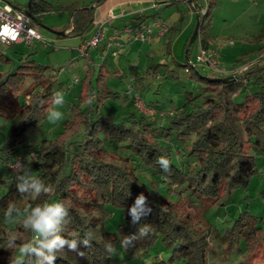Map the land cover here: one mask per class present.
Returning <instances> with one entry per match:
<instances>
[{"label":"trees","instance_id":"obj_1","mask_svg":"<svg viewBox=\"0 0 264 264\" xmlns=\"http://www.w3.org/2000/svg\"><path fill=\"white\" fill-rule=\"evenodd\" d=\"M103 1L94 0L81 7L55 8L46 0H30L21 10L37 26L35 21L39 23V15L65 9L71 20V27L65 34L82 38L93 23L94 10ZM156 1L164 6L183 1L188 5L185 0ZM216 1L207 0L206 12L198 14L197 35L203 49L211 47V11ZM188 6L198 11L197 1L191 0ZM156 15L157 12L133 17L130 27L138 30ZM172 30L168 26L164 33L169 39L167 45ZM194 42L197 43V37L192 44ZM252 42L261 44L255 54L263 63L248 68L243 75H230L239 76L237 80L221 82L215 79L223 78L220 75L202 76L195 67L186 72L189 62L186 59L181 66L191 80L202 85L196 97L201 103L189 109L194 99L191 97L188 103L167 111L146 103L156 110L154 118L140 112L132 98L133 110L122 120L103 116L98 112V103L108 97L115 98L116 93L104 83L102 70L95 75V83L88 71L79 89L84 94L69 106L70 118L63 121L62 130L53 139L44 138L34 149L24 153L18 148L30 131L40 127L52 104L53 94L59 92L60 83L55 87L56 75L47 66H35L29 55L20 58L13 71L0 70V119L5 120L9 128L7 139L0 147L2 169L7 170L16 161L27 159L32 174L50 187L49 192L37 198L21 194L17 191L16 175H12L11 181L0 188V264H12L23 244L35 245L38 235L24 227V219L32 207L45 201L61 202L68 209V222L62 225L61 233L65 238L83 240L87 231L95 233L91 247L81 246L83 257L65 249L57 253L55 264H111L112 255L104 248L106 241L119 247L128 258L140 252L147 253L158 242L171 252L169 259L150 264H170L174 257L180 258L183 264H209L208 228L195 219L191 205L202 197L217 205L232 191L245 188L257 171L256 156L264 157V32ZM0 62L11 64L2 54ZM148 68L152 74L157 71L152 64ZM171 72L173 77L177 76L175 70ZM246 81L252 82L256 88L254 92L248 93ZM244 91L242 101L236 102L235 95ZM86 103L88 107L83 109ZM103 131L127 154L105 150L100 137ZM161 155L170 161L171 170L167 173L157 163ZM138 165L151 169L154 178L147 183L140 179ZM159 183L176 194L177 200L159 197ZM140 193L148 197L152 208L141 221V225L150 226L149 234L138 239L134 247L121 248L123 236L136 232L139 227L131 224L128 208ZM10 206L14 211L8 217ZM114 209L122 211V221L115 232H110L106 224ZM257 221L246 209L227 227L223 238L228 245L243 246L245 258L242 261L245 259L248 264H264L262 258H250L256 247L264 243V228L258 226ZM9 239L16 247L8 248ZM37 259L28 255L24 257V264H36Z\"/></svg>","mask_w":264,"mask_h":264},{"label":"rangeland","instance_id":"obj_2","mask_svg":"<svg viewBox=\"0 0 264 264\" xmlns=\"http://www.w3.org/2000/svg\"><path fill=\"white\" fill-rule=\"evenodd\" d=\"M30 0H1V4H11L20 9L26 8ZM54 5L55 8L68 7L70 5L86 6L94 0H46ZM196 1V0H195ZM158 15V14H157ZM159 15L169 21L177 20V30L168 34L171 38V43L167 49L164 48V40L157 41L156 45L152 46V53L148 55H126L118 54L112 56L108 53L106 58L104 54L95 59V63H88L92 58H86L79 55L77 50L80 44V37L71 35H57L56 32L68 31L71 27L70 14L67 10H54L38 16L39 23L37 28L42 36V41H36L30 46L20 43L15 45H5L0 43V54L7 56L11 60V64L0 62V70L3 72L13 71L19 64V59L29 55V59L33 60L35 66H47L50 71L57 77L55 87L58 86V91L64 94V104L61 106L50 105L45 114V118L40 127L30 131L26 140L18 148L19 152L24 153L27 149H34L35 145L42 139H53L63 128V121L69 119V106L74 103L78 97L82 96L84 92L79 91L81 80L85 74L90 71L92 73L91 79L95 83V75L102 70L105 75L104 83L108 86L111 92L116 93V97H108L102 99L98 103V112L103 116L114 119L115 121L122 120L126 117V113L132 109V96L128 93L129 87L133 91L141 94L145 103L151 104L156 109L172 110L188 103V100L194 99L189 104V109L197 107L200 99L196 97L202 91V85L196 83L189 78V74L184 71L181 66L186 63V47L188 39L191 36L195 20L192 21V15L182 5L172 4L167 7H162ZM181 17V19H178ZM261 17V19H260ZM162 18V19H163ZM259 19L261 20L259 22ZM191 26L187 28L182 35V45H174L175 39L180 36V32H184L188 24ZM91 26L88 28L85 35L91 31ZM264 31V0H218L211 11V26L210 33L212 39L217 46H222L220 51V62L224 66H233L245 54L248 59L255 57V52L258 43L246 40L245 37L250 38V35ZM197 43L194 42L189 50V62L195 63V57L199 52ZM139 45V44H138ZM137 45V46H138ZM147 45V44H146ZM145 45V46H146ZM140 46V45H139ZM118 52V51H117ZM244 56V57H247ZM148 59L147 65L143 61ZM140 60V61H139ZM174 60V61H173ZM102 63L104 64L101 67ZM156 67V73L159 77L156 78L152 72L146 70L150 65ZM160 64V65H159ZM135 67V72L132 70ZM190 66V65H189ZM169 71L167 72V70ZM172 70L177 72V76L173 77ZM195 70L200 75L209 78H214L218 75L217 72L201 64H196ZM143 76L144 83L133 84L131 77L133 74ZM77 79V81H75ZM248 93L256 90L252 82H246ZM246 91L235 95L234 100L241 102ZM89 103V102H88ZM57 107L59 111L64 113V118L57 124H51L47 120V115L50 109ZM88 104L82 106L86 109ZM9 134L8 123L0 119V147L4 144ZM103 140V148L108 152L119 153L126 155L127 151L122 147L110 141L107 137L106 131L100 135ZM17 163L9 166V169H2L0 163V188L6 186L12 179V175L17 176ZM26 166H30L27 159L24 161ZM136 165V162H132ZM256 173L249 179L245 188H238L232 191L228 197L220 204L214 205L209 198L202 197L199 201H195L191 205L195 219L208 228L209 264H248L245 259L243 246L231 245L223 239L225 231L233 221L244 210L255 216L258 221L257 225L264 228V157L256 156L255 159ZM137 173L144 182H148L154 178L151 169L145 166L138 165ZM158 196L166 198L170 201H176L177 195L172 191H167L166 187L159 183L157 186ZM122 221V211L114 209L109 217L106 228L110 232L116 231V226ZM117 254L112 255L111 264H150L158 260H167L171 252L161 247L160 242L150 249L147 253H137L133 257H127L119 247ZM249 258V257H248ZM264 259V243L257 246L253 252L252 257ZM170 264H183L180 258L174 257Z\"/></svg>","mask_w":264,"mask_h":264},{"label":"clouds","instance_id":"obj_3","mask_svg":"<svg viewBox=\"0 0 264 264\" xmlns=\"http://www.w3.org/2000/svg\"><path fill=\"white\" fill-rule=\"evenodd\" d=\"M16 8V7H15ZM54 106L64 104V94L61 92L54 93L52 98ZM64 118V113L59 111L57 107L49 110L47 120L51 124H57ZM160 169L167 173L170 169V161L167 157L161 155L157 159ZM16 187L21 194H31L34 198L39 197L42 193L50 191L40 178L32 174V169L23 161L17 163ZM14 209L10 206L6 215L12 216ZM152 212L149 206L148 197L144 193L136 196L133 204L128 208V216L132 225H139L136 232L124 235L120 241L121 248H130L135 246V242L149 234L150 226L147 224L141 225L143 218L147 217ZM69 215L68 209L61 202L45 201L35 207H32L24 219V227L30 229L38 235L37 241L34 244L26 243L19 247V253L15 256L12 264H24V257L28 255L36 256V264H55L57 253L67 249L70 252L76 253L83 257L84 253L80 250L81 246L91 247V241L95 239V233L89 230L85 233L83 240L67 239L61 233L63 232L62 225L66 224ZM16 247L15 242L11 239L8 241V248ZM104 248L110 255L117 254V248L111 241L104 243Z\"/></svg>","mask_w":264,"mask_h":264},{"label":"built area","instance_id":"obj_4","mask_svg":"<svg viewBox=\"0 0 264 264\" xmlns=\"http://www.w3.org/2000/svg\"><path fill=\"white\" fill-rule=\"evenodd\" d=\"M199 8L197 14L203 15L206 12L207 0H196ZM154 7L162 5L155 1L153 3ZM158 29L160 34H164L167 29V23L164 19H154L149 23L143 24L138 30L132 29L130 26H124L121 30L115 31L113 34L106 38L105 46L106 52L104 56L106 57L108 53L115 56L117 49L120 46V37L122 34L126 35L128 41H137L145 43L151 40L153 28ZM197 37V46L199 52L195 57V63L188 62L185 71L188 72L190 68L196 66V64H201L210 68L214 72H224V68L221 66L220 53L218 47H208L203 49L200 42L199 35ZM105 40V27L104 23H98L89 37L84 38L77 50L79 55L82 57L89 58L91 52L98 50L100 44ZM42 41V36L36 26V24L31 20L30 16L23 10L15 8L11 5L0 4V43L5 45H14L19 43H24L31 45L34 42ZM102 58H104L102 56ZM190 65V66H189ZM250 66V63H246L240 67H235L230 71L231 75H242ZM132 70L135 67L132 66ZM135 72V71H134ZM137 74H133L131 77V82L136 83ZM77 81V79H75ZM128 93L131 94L134 106L142 113L154 118L157 114L156 110L148 106L140 95L133 91V88L129 87ZM160 115L164 113L160 112ZM34 158L33 154H30ZM16 162H19L16 161ZM15 162V163H16Z\"/></svg>","mask_w":264,"mask_h":264},{"label":"crops","instance_id":"obj_5","mask_svg":"<svg viewBox=\"0 0 264 264\" xmlns=\"http://www.w3.org/2000/svg\"><path fill=\"white\" fill-rule=\"evenodd\" d=\"M155 1L156 0H104L100 5H98V7H96V9L94 10L93 23L91 25L92 30L87 34V36L84 35L82 38H80V41H82V39H84L86 37H89L92 34L93 30L95 29V27L98 23H104L105 40H104V42H102L100 44L98 50L91 52L90 58H92L91 56L94 53L93 59H91V60L89 59L88 63H95V59L101 57V54L102 53L104 54L107 51L106 46H105V41L109 35L113 34L115 31L121 30L124 26H131L132 25L133 22L130 21L131 18L138 17L141 15H150V14H153L156 12L158 15H156L155 18H158V17H161L159 15V11L162 7H167V6L172 5V4L167 5V6L159 5L157 7H154L153 3H155ZM157 2H159V1H157ZM0 4H1V0H0ZM178 4L182 5L184 8H186L190 12V14L192 15V21L191 22H193V20L196 21V15H198L197 11L192 10V8L190 6H188L189 4L187 5L184 1L176 3L175 5H178ZM2 5H11V4H2ZM11 6H13V5H11ZM151 19L152 18H149L147 20V22H151L152 21ZM163 19L167 22L169 29L170 28L173 29L172 31L177 30V28H178L177 27L178 25L176 24L177 20H173L172 23L171 22L169 23V21L167 19H165V18H163ZM178 19H181V17H179ZM260 19H261V17H260ZM260 19H259V22L261 21ZM189 26H191V23L188 24V26L186 27L184 32L181 31L179 33L180 36H178L175 39L173 47H175L176 45H178V46L182 45L181 37L185 33L187 28H189ZM194 26H195V24H194ZM194 26H193V28H194ZM263 32L264 31H260L259 33H257V35L254 34V35H252V37L250 35V38H248V37H245V38H246V40H250L252 42L253 38L257 37L259 34H262ZM165 34H160L158 29H156L154 27L153 31H152L151 40L148 42H145V43H141V42H137V41H128L126 39V35L122 34L120 37V46L118 48H116L118 51L116 53V55L126 54L128 56V55H132V54L134 55V53H135L137 56L146 55V57L149 58L148 55L153 52L151 47L156 45L157 41H161L163 39L164 43H165L164 48L167 49V47L171 43V41L168 45L166 44L167 41H169V39H166V37L164 36ZM211 36H212V34H211ZM170 40H171V38H170ZM215 44L216 43L212 39L211 40V47H218L219 53H220V51L223 50V47L222 46L219 47ZM257 45H258V47H257V49H258L261 44L258 43ZM185 47H186V44H185ZM243 54H242V56H244ZM254 56L255 57H253L252 59H248V56L244 57L243 59H241V61H237L235 63V65H233V66H227V65L224 66L223 64H221V66L224 68L225 71L220 72V73L217 72V73L221 77H227V76L231 75L230 71L233 70L235 67H240L246 63H250L249 68H251L252 66H256V65H262L263 61L260 59V56H257L256 54ZM262 56H264V54ZM106 57H104V58H106ZM186 59L189 61L187 53H186ZM143 63H144V65H147L148 59H145L143 61ZM147 69H148V71L151 72V69L149 70V68L146 67V70ZM168 70H167V72H168ZM154 76H156V78L159 77V75L157 73H155ZM136 79L138 81V84L140 82L144 83V78H143V76L140 75V73H139V75H137ZM246 82L248 83L250 81H246Z\"/></svg>","mask_w":264,"mask_h":264},{"label":"water","instance_id":"obj_6","mask_svg":"<svg viewBox=\"0 0 264 264\" xmlns=\"http://www.w3.org/2000/svg\"><path fill=\"white\" fill-rule=\"evenodd\" d=\"M187 1L188 4L191 3V0H185ZM37 24L38 22L35 21ZM198 24H199V21H198V15H196V21H195V26L193 28V31L191 33V36L190 38L188 39L187 43H186V50H185V53H187V49L188 47L192 44L193 40L195 39L196 35H197V32H198ZM57 35H64L65 34V31H61V32H56ZM239 78V76H227V77H223V78H215L216 80H219L221 82H228V81H231V80H237Z\"/></svg>","mask_w":264,"mask_h":264}]
</instances>
